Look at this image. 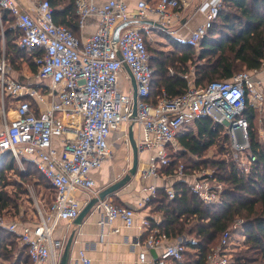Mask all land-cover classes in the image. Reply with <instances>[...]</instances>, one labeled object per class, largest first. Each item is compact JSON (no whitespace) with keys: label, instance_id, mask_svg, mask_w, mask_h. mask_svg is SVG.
<instances>
[{"label":"built area","instance_id":"2783aa9c","mask_svg":"<svg viewBox=\"0 0 264 264\" xmlns=\"http://www.w3.org/2000/svg\"><path fill=\"white\" fill-rule=\"evenodd\" d=\"M191 2L158 0L150 4L147 0H138L132 10L127 0H76L82 31L89 18L99 20L97 29L83 38L55 22V8L50 0H31L29 7L18 0H0L3 41L2 12L8 10L14 19V28L20 31L18 45L40 51L34 58L38 87L12 77L5 55L0 56L2 101L5 105L11 98L15 105L0 112V155L10 152L21 169H25L23 160H30L56 191L45 210L37 207L39 220L33 225L9 220L0 213V229L21 228L20 241L27 246L34 264H60L57 254L64 249V243L54 237L55 231L62 222H72L80 214L83 204L76 195L78 191L99 197L101 189L92 171L112 158L110 140L114 131L122 132V139L130 146L132 124L139 155L146 151L154 153L153 163L141 172L145 180L161 176L158 169L170 164L168 144L183 128L202 118L225 127L231 151H248L250 164L255 160L251 153L250 123L244 112L248 106L256 111L259 135L264 140V62L230 79L213 80L203 86L189 83L186 91L176 97L163 91L156 103L149 101L154 69L146 36L154 29L172 34L166 23L170 24L172 18L177 20L178 11L191 6ZM223 4L224 0H203L198 6L203 21L182 41L199 46ZM125 22L131 23L120 31L118 41L114 42L115 29ZM126 66L137 85L136 115L132 88L125 91L119 82ZM127 77L132 79L129 74ZM175 172L179 180L186 179L193 185L205 204L222 201L225 186L214 177L212 169H197L187 175L184 165H180ZM156 188L155 185L145 187L143 197L134 206H118L106 198L99 200L94 208L103 214L107 223L121 219L130 228L135 225L136 209L147 206ZM168 194L175 196L172 186L168 187ZM142 227L150 231L138 243L142 247L139 255L142 263L153 249L160 250L158 264L184 260L189 238L170 240L160 235L158 229H152L148 219ZM230 238L231 232L226 230L209 253L207 264L231 262ZM79 259L82 264H92L85 250L79 251Z\"/></svg>","mask_w":264,"mask_h":264},{"label":"trees","instance_id":"16d2710c","mask_svg":"<svg viewBox=\"0 0 264 264\" xmlns=\"http://www.w3.org/2000/svg\"><path fill=\"white\" fill-rule=\"evenodd\" d=\"M50 2L55 8V22L80 37L82 30L76 12V0ZM2 20L3 24L14 22L8 10H3ZM19 36L20 31L11 26L4 29L3 41L0 28V56L4 54L15 71H21V62L27 61L31 70L36 72L38 68L34 58L40 51L37 48H21L17 43ZM165 37L176 50L167 53L148 48L154 69L149 98L153 103L158 101L163 91L170 97L186 91L190 65H195L194 78L197 86L206 85L213 80L230 79L242 72L239 71L240 66L246 67L245 70L260 67L264 62V0H224L213 27L203 39L199 55H196L193 46L171 35ZM244 116L250 123L251 153L255 156L248 169L240 167L234 161L204 158L203 154L215 145L223 129L225 133L223 125L215 124L209 118L194 122L196 132L178 136L183 151L177 154V158L187 159V154H192L198 157L197 160H193L194 163L189 166L187 162H192L193 158L179 163L175 159L158 169L160 175H175L178 167L184 165L185 173L191 175L197 169L211 168L214 177L225 186L222 201L217 204H205L186 179L178 180L172 185L174 197L169 196L168 187L156 188V193L147 206L162 213L163 220L157 222L149 219L151 228L158 229L160 235L170 240L189 238L184 260H173V264H207L209 253L226 230L231 232L228 253L232 255V259L229 264H264V141L255 127L256 111L248 106ZM225 136L228 138L226 133ZM23 163L26 171L19 172L22 179H28L32 171L43 176L30 160L25 158ZM13 165L14 157L10 152L0 156V166L3 169L12 168ZM2 173L0 213L4 214V211L18 210L19 204L6 190L11 182ZM44 179L53 189L55 197V189L45 177ZM239 220L241 223H237ZM20 236L19 230L11 231L6 227L0 229V260L10 259L12 252L8 251V247L15 246ZM234 239L239 240L240 244L231 251L229 248L234 244ZM22 248L23 252L16 256L13 264H27L29 260L32 262L27 246L23 245ZM24 254L26 260L23 259Z\"/></svg>","mask_w":264,"mask_h":264},{"label":"crops","instance_id":"0c3cea01","mask_svg":"<svg viewBox=\"0 0 264 264\" xmlns=\"http://www.w3.org/2000/svg\"><path fill=\"white\" fill-rule=\"evenodd\" d=\"M18 1L24 7H29V5L31 4V0ZM98 1L105 2L107 0ZM127 1L130 9L133 10L136 8L138 0ZM147 1L150 4H156L158 2V0ZM202 1L203 0H192L191 6L185 9H180L178 11L179 18L177 20L173 21L172 18L170 24L166 23V27H168L169 30L173 32L172 35L176 39H180V41H182L181 39H184L190 33V30L195 28L203 21L204 16L200 11H198V6ZM153 18L156 19L157 16H153ZM98 23V18H89L87 21V26L85 30L82 31L81 36H83V38L88 37L89 34L93 33L97 29ZM159 31L160 30L154 29L149 36H146L148 48L152 34H156ZM34 73L35 72L30 69V75H25V78H23L25 81L12 74L11 76L16 79H20L23 83L29 82L32 85L38 87L39 84L38 81L34 78ZM128 74L130 76L128 70L122 73L119 80L120 86L125 91H128L132 88L134 92L135 88L133 80L127 77ZM131 125L132 124H130V126ZM119 132L120 131H114L111 136L110 141L113 153V157L111 158V160L104 163L101 168L92 171V176L95 178L97 185L101 189V191L122 179L129 172L128 170V172L126 173V164L125 161H122V153H116L117 151L113 152L114 144L118 143V139L122 140L123 138V133ZM116 137H118V139H115ZM58 139V137L55 138L56 141ZM153 160V152L146 151L142 153L139 159L140 173L142 172V170L149 168V166L153 163ZM179 179L181 178L176 175L167 176L166 174H162L158 178L150 177L149 179H146L145 182H143L141 180V174H139L138 170V173L132 177L128 184L120 188L118 191H116V193L108 195L106 198L109 201H112L113 204L118 206H134L136 202L143 197L145 193V187L149 185H155L157 188L169 187ZM143 183L145 184L143 185ZM76 195L81 199L83 207L93 198L83 191H78ZM114 201H116L117 203ZM48 205L46 206L48 207ZM7 218L9 220H17L11 219L8 216ZM146 219H154L157 222H161L163 220V215L162 213L154 211L151 206H146L142 209H136L135 225L129 228L124 225L121 219H115L111 224L107 223L106 218H104L103 214L98 209L93 208L90 213L83 219L81 224H76L75 221H72L62 222L59 225V227L55 231L54 237L63 241L64 249L61 252H58L57 259L61 263L66 244L71 234L73 232H76L70 249V255L67 264H82L79 259L80 250L86 251L87 256L92 260V264H158L157 261L160 250H155L153 253L152 251L154 249L151 250L146 262L144 263H142L139 258L142 247L138 243H141L150 234L149 230L142 227V223ZM23 223L33 225L36 222L23 221ZM18 230L20 233L21 228H19ZM173 262V260L169 261L170 264H173ZM47 264L51 263L49 262Z\"/></svg>","mask_w":264,"mask_h":264},{"label":"rangeland","instance_id":"374dc122","mask_svg":"<svg viewBox=\"0 0 264 264\" xmlns=\"http://www.w3.org/2000/svg\"><path fill=\"white\" fill-rule=\"evenodd\" d=\"M15 26V22H4L3 24V29H7L9 27ZM1 28V26H0ZM165 35H171L174 37L172 34H170L167 31H159L156 34H152L151 36V41L149 43V48L151 51L153 50H159V51H164L167 53L173 52L176 50L169 41L166 39ZM175 38V37H174ZM183 39V38H182ZM181 39V40H182ZM180 40V39H179ZM182 42V41H181ZM203 42V41H202ZM202 42L199 46L194 47V51L196 55H199L201 53L202 49ZM10 73L16 77H19L21 80L25 81L23 78H25V75H30V67L27 61H22L21 62V71H15L12 66H10ZM239 71H243L246 69L244 66H240ZM195 65H190V72L188 73V83H195ZM22 75V76H21ZM19 79V80H20ZM20 80V81H21ZM9 102V103H8ZM15 105L13 104V100L9 98L7 100V104H3L1 93H0V112L3 111L4 108L10 109V107H14ZM259 120L258 116H256L255 120V127L259 130ZM196 132L197 128L195 123H191L190 125H187L185 128L179 132L175 140L168 146V155H169V160L170 162L173 160H179L177 157V154H179L181 151H183V148L181 144L179 143L178 136L181 134H187L190 132ZM120 133V132H119ZM226 133V130H225ZM224 129L222 133L217 137L216 143L213 147H211L209 150H207L203 155L204 158H214L217 160L225 159L227 162L234 161L236 162L240 167H243L245 169H248L250 167V162L248 161V151L246 152H234L231 151L230 146H229V141L228 138L225 136ZM259 133V131H258ZM119 135V134H118ZM260 136V135H259ZM115 139H118L116 137ZM264 141V140H263ZM118 143H115L113 146V152L117 151L116 153H122V161H125L126 164V173L128 172L129 168L132 166V152H131V147L128 145V143L125 140L118 139ZM1 156V155H0ZM113 157V155H112ZM191 157L192 162H187V164H193V160H197V156H194L192 154H187V159H180L178 163L183 160L187 161ZM111 160V158L109 159ZM108 160V161H109ZM3 166V165H2ZM190 166V165H189ZM25 167V165H24ZM209 169V168H206ZM211 169V168H210ZM25 169H21L16 160L14 159V165L12 168L7 167V169H3V167L0 166V174H4V176L8 179V181L11 182L9 186L6 187V190H8L10 196L16 200V202L19 204L18 210L11 209L10 211H4V214L8 216L11 219H17V221L21 222H37L39 220V214H38V206L45 210L47 208L46 205L51 202L52 198L54 197V191L52 188H50L48 182L44 179L43 176L39 175L35 171H32L31 176H28V179H22L19 172H25ZM139 174H141V180L145 182V179L142 177V173H140L139 169ZM188 179V177H186ZM145 183H143L144 185ZM116 202V201H114ZM117 203V202H116ZM15 246H9L8 251L12 252L10 259H1L0 264H13L14 259L16 256L19 255V253L23 252V244L21 241L15 242ZM240 244L239 240L234 239V244L231 245L229 250H233V248ZM12 250V251H11ZM23 259L26 260V254H24ZM232 259V255H231ZM27 264H33L32 262H29Z\"/></svg>","mask_w":264,"mask_h":264},{"label":"water","instance_id":"95a60500","mask_svg":"<svg viewBox=\"0 0 264 264\" xmlns=\"http://www.w3.org/2000/svg\"><path fill=\"white\" fill-rule=\"evenodd\" d=\"M131 22H125L122 23L120 25L117 26V28L115 29L114 32V36H113V40L114 42L118 41L119 39V34L120 31L130 25ZM126 69L128 70V72L130 73L132 80H133V84H134V115H136V100H137V85L136 82L132 76V73L129 69L128 66H126ZM130 130V134H129V141H130V147L132 149V153H133V163H132V167L129 169V172L119 181H117L116 183H114L113 185L107 187L106 189H104L103 191H101L99 193V197H93L87 204H85V206L82 208V210L80 211V214L78 215V217L74 220L76 224H81V222L83 221V219L90 213V211L94 208V206L98 203L99 200H104L106 199V197L110 194H114L116 193V191H118L120 188H122L123 186H125L126 184H128V182L132 179L133 176H135L138 173L139 170V159H140V155H139V150L137 147V143L133 134V125H131L129 127ZM76 235V232H73L66 244L63 256H62V260L60 264H67L68 260H69V255H70V249L74 240V237ZM155 251V249L152 251V253Z\"/></svg>","mask_w":264,"mask_h":264}]
</instances>
